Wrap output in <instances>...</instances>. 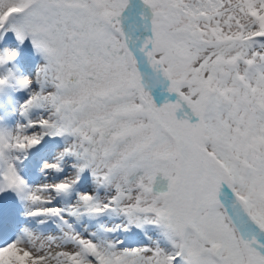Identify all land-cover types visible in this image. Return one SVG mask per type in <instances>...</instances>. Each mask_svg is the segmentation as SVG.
I'll use <instances>...</instances> for the list:
<instances>
[{
  "label": "snow or ice",
  "instance_id": "obj_1",
  "mask_svg": "<svg viewBox=\"0 0 264 264\" xmlns=\"http://www.w3.org/2000/svg\"><path fill=\"white\" fill-rule=\"evenodd\" d=\"M0 264H264V0H0Z\"/></svg>",
  "mask_w": 264,
  "mask_h": 264
}]
</instances>
